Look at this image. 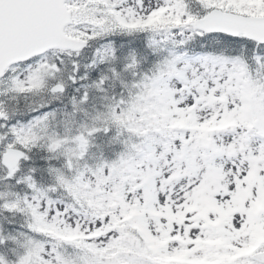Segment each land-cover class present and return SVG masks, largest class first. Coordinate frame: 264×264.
Masks as SVG:
<instances>
[{
  "label": "snow or ice",
  "instance_id": "obj_1",
  "mask_svg": "<svg viewBox=\"0 0 264 264\" xmlns=\"http://www.w3.org/2000/svg\"><path fill=\"white\" fill-rule=\"evenodd\" d=\"M0 264H264V0H0Z\"/></svg>",
  "mask_w": 264,
  "mask_h": 264
}]
</instances>
